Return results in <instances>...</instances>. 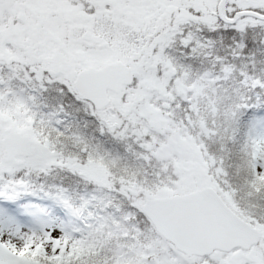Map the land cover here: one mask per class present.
I'll return each instance as SVG.
<instances>
[{
	"label": "snow or ice",
	"instance_id": "1",
	"mask_svg": "<svg viewBox=\"0 0 264 264\" xmlns=\"http://www.w3.org/2000/svg\"><path fill=\"white\" fill-rule=\"evenodd\" d=\"M0 264H264V0H0Z\"/></svg>",
	"mask_w": 264,
	"mask_h": 264
}]
</instances>
